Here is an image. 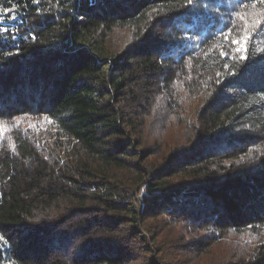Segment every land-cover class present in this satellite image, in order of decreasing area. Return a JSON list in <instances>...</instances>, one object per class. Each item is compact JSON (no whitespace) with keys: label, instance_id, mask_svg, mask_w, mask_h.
Masks as SVG:
<instances>
[{"label":"trees","instance_id":"1","mask_svg":"<svg viewBox=\"0 0 264 264\" xmlns=\"http://www.w3.org/2000/svg\"><path fill=\"white\" fill-rule=\"evenodd\" d=\"M0 264H264V2L0 0Z\"/></svg>","mask_w":264,"mask_h":264},{"label":"snow or ice","instance_id":"2","mask_svg":"<svg viewBox=\"0 0 264 264\" xmlns=\"http://www.w3.org/2000/svg\"><path fill=\"white\" fill-rule=\"evenodd\" d=\"M261 2H264V0H261ZM241 19H243V17H241ZM225 39H227V37H225ZM232 43H239V41H232ZM221 55H224V53H221Z\"/></svg>","mask_w":264,"mask_h":264}]
</instances>
